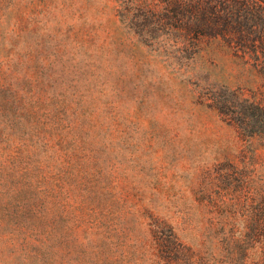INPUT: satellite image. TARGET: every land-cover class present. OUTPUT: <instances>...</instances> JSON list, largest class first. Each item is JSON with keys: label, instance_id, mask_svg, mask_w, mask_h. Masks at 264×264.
<instances>
[{"label": "rangeland", "instance_id": "obj_1", "mask_svg": "<svg viewBox=\"0 0 264 264\" xmlns=\"http://www.w3.org/2000/svg\"><path fill=\"white\" fill-rule=\"evenodd\" d=\"M169 49L118 0H0V264L262 263L209 237L222 217L239 236L262 198L221 179L251 147L206 99L241 65Z\"/></svg>", "mask_w": 264, "mask_h": 264}, {"label": "trees", "instance_id": "obj_2", "mask_svg": "<svg viewBox=\"0 0 264 264\" xmlns=\"http://www.w3.org/2000/svg\"><path fill=\"white\" fill-rule=\"evenodd\" d=\"M118 5L128 28L146 44L167 45L168 54L177 59H195L222 48L241 65L239 80L208 83L206 99L251 147L239 163L229 162L221 179L236 181L246 197L260 193L262 198L250 203L251 212L242 221L239 236L235 221L222 217L210 222L209 237L218 248H264V174L256 177L261 163L255 160L257 149L251 145L253 139L264 141V0H118ZM247 154L251 159L245 160ZM180 245L177 238L173 248ZM236 255L226 251L212 263L187 259L189 264H236ZM258 261L264 264L263 250Z\"/></svg>", "mask_w": 264, "mask_h": 264}]
</instances>
